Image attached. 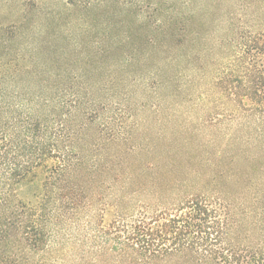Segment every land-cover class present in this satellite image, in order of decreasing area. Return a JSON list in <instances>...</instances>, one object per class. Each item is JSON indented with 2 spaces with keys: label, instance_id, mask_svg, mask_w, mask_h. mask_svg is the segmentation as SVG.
I'll use <instances>...</instances> for the list:
<instances>
[{
  "label": "trees",
  "instance_id": "trees-1",
  "mask_svg": "<svg viewBox=\"0 0 264 264\" xmlns=\"http://www.w3.org/2000/svg\"><path fill=\"white\" fill-rule=\"evenodd\" d=\"M138 5L143 10L131 22L136 28L121 24L117 30L107 17L92 42L97 51L91 54H109L105 44L119 47L120 61L113 66L120 78L92 81L73 67L77 60L66 66L68 72L40 60H19L16 66L0 60V264H264V0H236L215 22L235 41L234 60L216 83L229 89L225 104L231 106L224 111L232 124L225 128V145L199 160L189 156L194 145L182 142L184 127L170 134L172 128L158 129L164 147L136 142L148 128L124 119L135 110L124 107L129 103L124 91L128 69L155 55H164L161 60L175 55L189 23L198 18L205 24L208 5L206 0ZM85 25L66 34L81 59L90 56L76 41L92 32ZM176 37L173 50L166 42ZM141 41L146 49L137 44ZM162 72L157 66L151 78L161 79ZM130 79L147 86V79ZM203 102L201 108L208 107L201 109L200 124L215 114L213 102ZM129 143V150L146 148L149 157L125 165L111 154ZM238 151L255 153L247 170L237 171L234 161L230 169L221 165ZM98 178L106 196L100 186L88 188ZM94 196L99 199L91 204ZM90 207L97 211L82 226L76 220Z\"/></svg>",
  "mask_w": 264,
  "mask_h": 264
},
{
  "label": "rangeland",
  "instance_id": "rangeland-1",
  "mask_svg": "<svg viewBox=\"0 0 264 264\" xmlns=\"http://www.w3.org/2000/svg\"><path fill=\"white\" fill-rule=\"evenodd\" d=\"M142 1L144 0H0V60L6 63L11 62L14 66L18 65L19 60H25L26 64H29L27 60H40L46 62L48 66H53L55 70L63 69L67 72L71 68L68 69L66 66H72L74 60H77L73 67H80L79 71L82 70L92 81L98 83L103 79L120 78L122 73L118 67L113 66L120 61L117 60L121 53L119 47L107 46L105 43H109L110 39L105 37V43H102L110 50L109 54L105 56L99 55L100 52L91 54L97 51V46H93L92 42L97 41V34L99 35L106 27L103 21L107 17L112 18L111 25H114L117 30L121 29V24H129L136 28L131 22L143 10L138 5ZM235 1L206 0L208 7L203 10V13L207 14L205 24L203 21L199 22L198 18L191 20L186 36H181L184 42L180 43L175 55H168V60H161L164 55L158 58L155 55V58L150 60H139L128 69L130 77H127L128 80L125 81L128 86L124 91V97L129 100V103H125L124 107L133 106L135 110H130L129 116L125 115L124 119L128 125L136 127L139 123L142 128H148L143 134L137 136L136 142L155 144L157 148L164 147L165 141L157 130L172 128L170 134L174 128L184 127L187 133L181 136V139L186 148L188 141L194 145V150L189 154L193 160L204 158L208 153L214 154L215 150H218V147H214L217 144V146L225 145L228 140L225 128L232 124L229 120L231 116H226L227 112L224 111V106H231V104H225L230 102L229 97L226 96L230 92L229 89L225 91L217 87L216 83L220 82L224 77L223 73L227 72L225 70L226 66L228 67L227 63L234 60L235 41L232 40L233 36L228 37L229 31L222 30L224 28L222 22L218 27L215 26V22L217 19L220 20L222 13L230 12L235 8L236 5H233ZM215 3L220 4L218 9L212 8ZM82 24H86L85 26L92 30L91 33H86L87 35L80 34L76 40L79 46H85V50L88 48V52L91 51L86 59L79 58L74 47L76 44L66 35L69 32L79 33ZM124 29L125 27L121 33ZM143 34L150 36L149 32ZM177 42H179L177 37L173 40L170 38L166 44L174 50ZM137 44L145 49L148 47L146 43L143 44V41ZM65 61L67 64L63 65ZM157 66L163 68L162 78L153 80L151 76L155 74ZM173 76L178 77L177 80H174ZM139 77L147 79L145 88L142 80L133 82L130 79H139ZM157 80H161L163 84H159ZM98 87L101 89V84ZM117 92L119 94L120 91ZM100 95L105 98V95ZM219 95H223L222 100L219 99ZM205 99L215 104H211L215 108V114H213L214 118L211 117L213 121L200 124L202 120L197 118L201 109L208 107L206 105L201 108L206 103L203 102ZM140 102H146L148 105L144 107ZM200 125L204 126V129L200 128L202 131H197L195 127ZM218 129H221V135L217 134ZM242 135L249 134L244 132ZM132 145L129 143L124 149L111 151V154L125 162V165L132 162L134 158L149 157L146 148L140 147L137 151L129 150ZM253 155H255L254 152L230 153L223 158L221 165H227L230 169L234 161L237 171L247 170L253 162L250 158ZM131 166L138 169L137 162L132 163ZM82 180L87 182L86 178ZM100 181H102L101 178L95 182L90 181L91 187L88 188L99 187ZM92 191L94 193V190ZM98 191L104 196L107 195L104 186ZM93 198L95 201L91 204H96L99 196ZM95 208L90 207L85 211L84 219L76 221L82 226L86 225L85 219L97 211ZM106 218L108 216L105 213V222Z\"/></svg>",
  "mask_w": 264,
  "mask_h": 264
}]
</instances>
